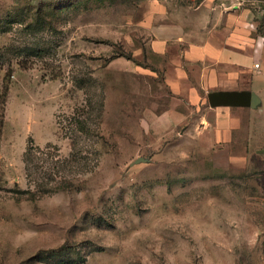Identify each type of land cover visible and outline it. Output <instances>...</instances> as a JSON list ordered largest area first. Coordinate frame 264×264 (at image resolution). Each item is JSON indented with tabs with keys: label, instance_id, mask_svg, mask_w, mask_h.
<instances>
[{
	"label": "rangeland",
	"instance_id": "1",
	"mask_svg": "<svg viewBox=\"0 0 264 264\" xmlns=\"http://www.w3.org/2000/svg\"><path fill=\"white\" fill-rule=\"evenodd\" d=\"M197 5L0 0V264H264V77L216 138L156 47Z\"/></svg>",
	"mask_w": 264,
	"mask_h": 264
},
{
	"label": "crops",
	"instance_id": "2",
	"mask_svg": "<svg viewBox=\"0 0 264 264\" xmlns=\"http://www.w3.org/2000/svg\"><path fill=\"white\" fill-rule=\"evenodd\" d=\"M223 4L203 0L194 8L198 15L193 22L171 14L175 27L168 25L166 30H160L156 40L160 53H175L165 73L169 88L187 104L203 106L206 130H211L216 138L232 135V126L239 121V110L243 108L211 107L208 95L213 91H251L260 100L254 78L255 74L257 78L264 77L261 69L264 39L254 35L255 24L236 3ZM176 42L180 45L173 50ZM226 118L230 127L218 128Z\"/></svg>",
	"mask_w": 264,
	"mask_h": 264
},
{
	"label": "water",
	"instance_id": "3",
	"mask_svg": "<svg viewBox=\"0 0 264 264\" xmlns=\"http://www.w3.org/2000/svg\"><path fill=\"white\" fill-rule=\"evenodd\" d=\"M211 107L216 106H252L259 102L258 96L251 91H213L208 95ZM260 152L264 153V149Z\"/></svg>",
	"mask_w": 264,
	"mask_h": 264
},
{
	"label": "trees",
	"instance_id": "4",
	"mask_svg": "<svg viewBox=\"0 0 264 264\" xmlns=\"http://www.w3.org/2000/svg\"><path fill=\"white\" fill-rule=\"evenodd\" d=\"M203 0H196V2L198 4H200ZM264 10V9H263ZM254 35L257 36V37H262L264 39V13H263V18L262 20L257 23V25H255L254 27ZM7 94H8V87H5L0 98H2L1 100V107H0V135L2 134V129H3V126H4V119H5V104H6V98H7ZM238 107H242L243 109H249V108H255V107H252V106H238ZM31 148H33V145H29L26 153H25V159L26 161L28 162V155L30 154V151H31ZM263 150V149H262ZM35 193H33L34 195Z\"/></svg>",
	"mask_w": 264,
	"mask_h": 264
}]
</instances>
